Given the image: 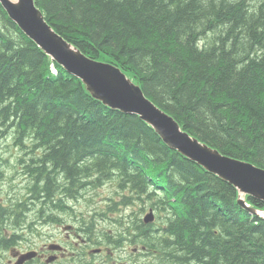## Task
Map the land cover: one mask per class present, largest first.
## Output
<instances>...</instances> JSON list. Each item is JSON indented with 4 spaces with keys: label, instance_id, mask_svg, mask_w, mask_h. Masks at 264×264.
Here are the masks:
<instances>
[{
    "label": "trees",
    "instance_id": "1",
    "mask_svg": "<svg viewBox=\"0 0 264 264\" xmlns=\"http://www.w3.org/2000/svg\"><path fill=\"white\" fill-rule=\"evenodd\" d=\"M35 3L66 41L119 66L183 130L264 168V0ZM89 94L0 5V138L41 153L29 166L49 199L95 171L121 173L155 212L140 240L157 251L153 263L264 264V219L238 205L233 185Z\"/></svg>",
    "mask_w": 264,
    "mask_h": 264
},
{
    "label": "flooded vegetation",
    "instance_id": "2",
    "mask_svg": "<svg viewBox=\"0 0 264 264\" xmlns=\"http://www.w3.org/2000/svg\"><path fill=\"white\" fill-rule=\"evenodd\" d=\"M18 158L16 153L0 152V264H155L157 251L140 241L147 224L141 216L126 221L119 216L113 222L90 201L85 211L80 210V203L92 200L97 190L91 185L66 199L57 192V199L51 200L44 183L34 180L25 166L32 162ZM34 184L42 189L35 192ZM88 213L91 217H85ZM100 223L106 233L96 229ZM114 223L117 227H110Z\"/></svg>",
    "mask_w": 264,
    "mask_h": 264
},
{
    "label": "water",
    "instance_id": "3",
    "mask_svg": "<svg viewBox=\"0 0 264 264\" xmlns=\"http://www.w3.org/2000/svg\"><path fill=\"white\" fill-rule=\"evenodd\" d=\"M0 2L23 31L69 72L80 78L95 99L124 112L139 114L168 145L178 148L201 167L233 185L237 191L238 204L251 212L261 210L250 205L245 196L264 202V168L222 155L218 150L182 131L177 121L146 99L139 85L118 66L87 56L56 33L47 23L35 0ZM152 218V211H149L145 215V221Z\"/></svg>",
    "mask_w": 264,
    "mask_h": 264
},
{
    "label": "rangeland",
    "instance_id": "4",
    "mask_svg": "<svg viewBox=\"0 0 264 264\" xmlns=\"http://www.w3.org/2000/svg\"><path fill=\"white\" fill-rule=\"evenodd\" d=\"M3 133L4 134L6 133V129H3ZM14 139L16 138L13 135L12 136L10 135V140H14ZM22 155H27L31 157V155H29V152H24ZM94 173H96V171ZM94 176H92L91 178H93ZM90 179L88 180L86 185H93L94 187H97V190L94 193L95 195L92 197V200H87V202L82 201L80 203V206H79L80 210L85 211V208H87V203L90 201L92 202V204L96 205L97 209H102L103 211L107 213V216L112 217L111 218L112 221L114 219H117V217L119 216H123L121 221H126L127 217L133 218L135 217L134 215L143 217L145 214L149 212L147 207L145 208V210H141L142 207L144 208V205H143L144 203L142 202V199H144V195L143 194L137 195L136 190L134 188L128 186L127 182L122 181L118 176L116 177L115 174H112V175L109 174L103 177H100V175L98 174V180L95 183H90ZM7 185H8V181L6 185L4 186V189H6ZM116 186L122 189H128V190L123 192L117 189ZM115 189L118 190V193H116ZM77 190H79V187L76 188V191ZM70 191H72V187L70 188ZM130 191L134 192L135 194L131 193ZM63 194H64V199H66V196L71 197L72 195L71 192H65ZM124 194L131 195L130 197L127 196L128 198H130L128 200V204L122 203L121 202L122 199H119ZM87 216L91 217V213H88V215L85 214V217ZM88 220H89L88 218L87 220H85V223L87 225L89 222ZM115 224L116 223L112 224L110 227L114 226V228H116L117 224L116 225ZM96 229L103 233L107 232L102 226V223L96 226Z\"/></svg>",
    "mask_w": 264,
    "mask_h": 264
},
{
    "label": "bare ground",
    "instance_id": "5",
    "mask_svg": "<svg viewBox=\"0 0 264 264\" xmlns=\"http://www.w3.org/2000/svg\"><path fill=\"white\" fill-rule=\"evenodd\" d=\"M0 5H1V7L4 9V11L6 12V14L8 15V17L12 20V21H14L10 16H9V14L7 13V11L5 10V8L3 7V5L1 4V2H0ZM15 22V21H14ZM48 23V22H47ZM15 24H16V22H15ZM49 24V23H48ZM17 25V24H16ZM50 25V24H49ZM18 26V25H17ZM51 26V25H50ZM52 27V26H51ZM18 28L29 38V39H31L46 55H48L49 57H50V59L51 60H53L56 64H58V65H60L67 73H69V74H71L72 76H75L76 78H78L79 80H80V78L78 77V76H76V75H74L73 73H71V72H69L68 71V69H66L65 67H63V65L62 64H60L59 62H57L54 58H53V56L50 54V53H48V52H46L44 49H42L25 31H23L19 26H18ZM52 29H53V27H52ZM54 30V29H53ZM56 32V31H55ZM57 33V32H56ZM97 60V59H96ZM98 61H100V60H98ZM104 62V61H103ZM117 66V65H116ZM119 67V66H118ZM120 68V67H119ZM121 69V68H120ZM122 70V69H121ZM123 71V70H122ZM52 72H53V74L54 73H56V68L54 67V66H52ZM124 72V71H123ZM125 73V72H124ZM52 74V75H53ZM126 74V73H125ZM127 75V74H126ZM54 76V75H53ZM128 76V75H127ZM129 78H131L130 76H128ZM131 80L135 83V84H138L139 85V87H140V89H141V91H142V93H143V95L145 96V98L146 99H148L149 101H151L149 98H147L146 97V95H145V93L143 92V90H142V88H141V86H140V84L139 83H137L136 81H134L132 78H131ZM80 82L82 83V85H83V87H84V89H85V91L88 93V91H87V89L85 88V85L83 84V82L80 80ZM89 95H91V94H89ZM91 97L93 98V99H95L92 95H91ZM95 100H97V101H99V102H101L103 105H105V106H107V107H109V108H111V109H117V110H119V111H121V112H124V111H122L121 109H119V108H113V107H110L109 105H107V104H105L103 101H101V100H99V99H95ZM152 102V101H151ZM153 103V102H152ZM154 104V103H153ZM155 105V104H154ZM155 106H157V105H155ZM158 107V106H157ZM159 108V107H158ZM161 109V108H160ZM162 111H164L163 109H161ZM166 114H168V115H170L168 112H166V111H164ZM125 113H128V112H125ZM134 114V113H133ZM142 121H144L145 123H147L148 125H149V127H151L152 129H153V131L160 137V139L168 146V147H170V148H173V149H175L177 152H179L180 154H182L184 157H186V158H188V159H190L189 157H187L186 156V154H184L183 152H181L178 148H174V147H171L170 145H168V143L167 142H165L164 141V139L161 137V135L148 123V122H146L144 119H142L141 117H140V115L139 114H136ZM172 118H173V116L172 115H170ZM174 119V118H173ZM178 123V122H177ZM179 124V123H178ZM179 127L181 128V130L182 131H184V132H186V133H188L187 131H185V130H183L182 129V127L179 125ZM189 134V133H188ZM189 135H191V134H189ZM192 136V135H191ZM193 137H195V136H193ZM195 138H197V137H195ZM1 140H0V152H13V153H16L18 156H19V158H23V159H25V158H27L30 162H32V163H34L35 161H32L31 160V158L32 157H36V156H40L41 155V153L40 152H35V153H32V154H35V155H32L31 157H29V156H26V155H22L24 152H26V151H20L19 149H17L14 145H13V140H10V138H7V137H3V138H0ZM198 139V138H197ZM199 140V139H198ZM200 141V140H199ZM201 142V141H200ZM203 143V142H202ZM214 149H216V148H214ZM216 150H218L219 151V149H216ZM220 153H221V151H219ZM29 154H31V152H29ZM222 154V153H221ZM222 155H225V154H222ZM18 158V159H19ZM235 160H238V161H243V162H247V161H245V160H239V159H236V158H234ZM191 160V159H190ZM193 161V160H192ZM194 162H196V161H194ZM197 163V162H196ZM248 163H250V162H248ZM31 163H28L27 165H25V166H27V167H30L29 165H30ZM198 164V163H197ZM201 166V165H200ZM262 168V167H261ZM206 170V169H205ZM206 171H208V170H206ZM34 172V171H33ZM209 172V171H208ZM35 173V172H34ZM211 173V172H210ZM90 174V173H89ZM95 174H97V175H95ZM214 174V173H213ZM84 175V174H83ZM95 175V176H94ZM116 175V174H115ZM121 175V173L118 175V177ZM214 175H216V174H214ZM92 176H94L93 178H91ZM216 176H218V175H216ZM219 177V176H218ZM83 179H84V177H82ZM91 178V179H90ZM119 178H122V180H123V176H121V177H119ZM220 178V177H219ZM33 179H34V176H33ZM90 179V183H95L97 180H98V173L96 172V173H93V174H91V176H89V177H86V181H88ZM227 182V181H226ZM229 183V182H228ZM92 187H93V189H97V187H94L93 185H91ZM117 187V189H119V190H121V191H123V192H125L126 190H128V189H122V188H120V187H118V186H116ZM81 188V187H80ZM2 189V188H1ZM34 189H35V192H36V187H34ZM117 189H115V191H116V193H118V190ZM3 190H5L4 188H3ZM131 192V191H130ZM131 193H133V194H135L134 192H131ZM95 194L93 193V195H91V197H93ZM126 196H131V195H126V194H124V195H122L119 199H124L123 197H126ZM252 197V196H251ZM247 199V198H246ZM121 200V202L123 203V201ZM249 202V201H248ZM238 203V202H237ZM125 204H128V202L127 203H125ZM239 206H241L240 204H238ZM253 205V204H252ZM257 206V205H256ZM255 206V207H256ZM242 208H244V209H246V207H244V206H241ZM264 207V206H263ZM257 208H258V206H257ZM246 210H248V209H246ZM148 211H152V216H153V218H152V220H150V221H145V215L143 216V217H141V220L143 219L146 223H151V222H155V212L152 210V208H148ZM249 211V210H248ZM250 213H252L253 215H255V216H258V217H260V218H263L264 219V209H261V210H257L256 212H251V211H249ZM135 220H137V219H135ZM130 234V233H129Z\"/></svg>",
    "mask_w": 264,
    "mask_h": 264
}]
</instances>
